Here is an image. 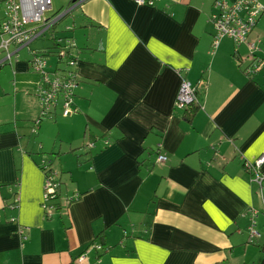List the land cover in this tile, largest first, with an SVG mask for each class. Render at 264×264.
Returning <instances> with one entry per match:
<instances>
[{
    "label": "crops",
    "instance_id": "crops-1",
    "mask_svg": "<svg viewBox=\"0 0 264 264\" xmlns=\"http://www.w3.org/2000/svg\"><path fill=\"white\" fill-rule=\"evenodd\" d=\"M216 2L82 0L72 10L76 85L46 118L89 148L44 161L0 126V264H78L82 254L87 264H264V185L247 171L264 151V0L244 41L213 49ZM29 61L11 70L36 74L39 90ZM43 69L52 82L61 70L58 60ZM183 83L196 101L179 108ZM29 99L28 115L43 118ZM47 177L56 206L44 204Z\"/></svg>",
    "mask_w": 264,
    "mask_h": 264
},
{
    "label": "built area",
    "instance_id": "built-area-1",
    "mask_svg": "<svg viewBox=\"0 0 264 264\" xmlns=\"http://www.w3.org/2000/svg\"><path fill=\"white\" fill-rule=\"evenodd\" d=\"M73 1L74 2H71L70 8L67 11L74 10L82 0ZM136 1L141 4L145 2V0ZM146 3L151 5L152 1H146ZM4 5V21L1 28L4 29L3 31L7 33L10 38L1 42L0 49L7 53L2 62H5L6 60L10 62L13 54H10L9 50H7L9 42L12 41L19 46H26L32 39L37 38L42 31H48V27L54 24L56 19L52 22H48V20L44 18L45 13L51 10V0H5ZM262 9L263 8L258 0H236L230 6L225 5L221 0H217L215 12L210 16V21L216 30L213 49H216L220 40L224 37L231 38L235 42L244 41L245 37L257 24L259 13L263 11ZM19 19L20 26H22L21 29H19ZM31 24L45 26L41 30L38 27H26ZM51 39L56 45V49H53V54H58L59 64L60 62L62 64L61 70L57 72L58 74L56 75L55 81H49L44 72L43 68L47 61L45 57L33 53L34 55L29 61L31 69H33L35 73L39 72L43 76L44 83L37 91V97L43 118L49 117L52 114L59 98H64L66 101L69 100L73 95V89L76 85V64L69 54V40L56 37L55 34L51 35ZM63 41L64 45L62 46ZM249 50L251 52L256 51L252 46ZM256 70L257 68L255 65H250L247 67L246 72L248 74H253ZM195 101L196 98L193 88L190 85L183 83L177 94L178 107L185 108ZM68 114V109L62 111L63 117H67ZM34 126H38V121L35 122ZM165 159L166 158L163 156L158 157L159 162H165ZM263 162L264 151L255 163L247 164V171L252 175L251 180L260 187L264 185V176L260 174L258 169ZM58 186V182L52 177L46 178L43 185L44 204L53 201ZM252 234L254 235L255 233L253 232ZM94 249L95 251H98L100 250V247L94 245ZM77 263L87 264L86 256L84 254L79 256Z\"/></svg>",
    "mask_w": 264,
    "mask_h": 264
},
{
    "label": "rangeland",
    "instance_id": "rangeland-1",
    "mask_svg": "<svg viewBox=\"0 0 264 264\" xmlns=\"http://www.w3.org/2000/svg\"><path fill=\"white\" fill-rule=\"evenodd\" d=\"M52 10L44 15V18L48 22H52L57 17L61 16L69 7V0H51ZM3 5L0 2V23L3 17ZM77 13L73 11L67 16L62 17V19L55 25L53 29L47 31L43 36L33 41H30V45L22 49L18 53V58L15 56L11 58L10 62L5 61L4 64H0V126H9L11 129L19 132L23 139V145L26 146L29 142V148H33V153L40 160H48V158H53L55 154L59 151L71 152L70 149H76V151H83L84 153L89 148V144H86L84 140H67L66 135L61 134L62 126L64 120L60 118H41L42 120H34L33 115H28L25 110L29 105V98H37V90L39 85V79L36 74L28 73L27 76L19 75L14 69L11 70V66L14 61L25 62L31 59V55L28 50L39 51V53L44 54L48 51V47L53 43L51 39L52 32H55L56 37L66 38L69 41H73V32L79 36V29H73L76 21ZM75 20V21H74ZM77 25V24H76ZM70 29V31H69ZM64 41L62 42V46ZM13 51L11 48L10 53ZM6 56L5 52H0V59H4ZM48 63H55L56 58L53 56H46ZM39 105V101H38ZM40 114H41V107ZM41 116V115H40ZM33 121V128L31 129V120ZM36 121H40V127L34 126ZM39 127V128H38ZM38 128V130H37ZM37 130V132H36ZM32 131L36 134H33ZM80 141V142H79ZM83 141V142H82ZM40 154V155H39ZM39 160V161H40Z\"/></svg>",
    "mask_w": 264,
    "mask_h": 264
},
{
    "label": "trees",
    "instance_id": "trees-1",
    "mask_svg": "<svg viewBox=\"0 0 264 264\" xmlns=\"http://www.w3.org/2000/svg\"><path fill=\"white\" fill-rule=\"evenodd\" d=\"M4 1L5 0H0V2L2 3V5H3V13H4V8H5V5H4ZM76 1H80V0H76ZM71 2L73 3L74 1L73 0H69V7H70V4H71ZM69 10V9H68ZM48 12V11H47ZM46 12V13H47ZM72 12V11H71ZM71 12H68V13H71ZM45 13V14H46ZM3 21H4V19H2V21H1V23H0V44H1V42H3V41H6V40H8L9 38H10V36L7 34V33H5L3 30V28H1V25H2V23H3ZM21 24H20V19H19V29H21V27L22 26H20ZM45 25H38V24H31V25H28V26H26V27H30V28H35V27H38L40 30L44 27ZM49 32V31H48ZM44 33H46V32H44ZM44 33L43 34H41V36L42 35H44ZM53 34H55V32H52V35ZM41 36H38L37 38H35V39H33V41L34 40H36V39H38V38H40ZM53 41V40H52ZM30 45V42L25 46V45H23V46H19V45H17L15 42H9V44H8V48H7V50H9V52H10V50H11V48H13V50L15 51V53L13 54L14 56L13 57H15V56H17L18 55V53L22 50V49H24V48H26V47H28ZM73 44H69V54H70V52H71V50H72V48H73V46H72ZM49 49V51H48V56H50V55H54L53 57L54 58H56V60H58V54L56 53V54H53V49H56V45H55V43H54V41H53V43L50 45V47L48 48ZM29 51V50H28ZM0 52H5L4 50H2V49H0ZM259 52H261V51H259ZM36 54V55H38V56H41V55H39L38 53H37V51H33V50H30L29 51V54L31 55V58L33 57V55L34 54ZM5 54H7L6 52H5ZM5 58V57H4ZM256 59H259V61H264L263 59H261V58H259V57H256ZM0 64H4L2 61H1V63ZM62 68V64H61V62H60V69ZM192 105H193V103H191ZM58 198H59V193H58V191L56 192V194H55V198L53 199V201H52V204L54 205V206H56L55 205V202L57 203V200H58ZM52 205V206H53ZM58 205V204H57ZM252 225V226H251ZM250 228H252V229H250ZM255 228V222L254 221H250V224H249V226H248V231L252 234L253 232L255 233L257 230L256 229H254ZM256 233H258V232H256ZM255 233V234H256ZM257 235V234H256ZM92 245H95V243H93Z\"/></svg>",
    "mask_w": 264,
    "mask_h": 264
},
{
    "label": "water",
    "instance_id": "water-1",
    "mask_svg": "<svg viewBox=\"0 0 264 264\" xmlns=\"http://www.w3.org/2000/svg\"><path fill=\"white\" fill-rule=\"evenodd\" d=\"M64 13H65V12H64ZM64 13H63V14H64ZM66 14H68V12H66L64 15H66Z\"/></svg>",
    "mask_w": 264,
    "mask_h": 264
}]
</instances>
